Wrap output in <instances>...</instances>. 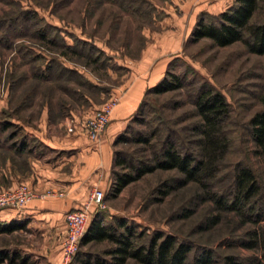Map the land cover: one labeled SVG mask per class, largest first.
Wrapping results in <instances>:
<instances>
[{
  "label": "rangeland",
  "instance_id": "374dc122",
  "mask_svg": "<svg viewBox=\"0 0 264 264\" xmlns=\"http://www.w3.org/2000/svg\"><path fill=\"white\" fill-rule=\"evenodd\" d=\"M144 1L159 8L168 0H0V120L29 123L37 117L44 99L57 102L53 115L57 117L59 104L64 102L72 109L81 106L79 110H84L89 104L96 110L113 100L112 93L124 82L129 63L152 41V32L159 31L152 20L142 21L131 14V9L147 10ZM162 16L153 9L152 17L157 20ZM41 32L52 42L40 39ZM63 46L74 48L81 56L69 52L59 55ZM48 66L51 70L47 72ZM35 70H43L49 79H35ZM166 72L177 76L181 86L157 95H145V91L140 103L145 100L146 105L140 112L139 104L123 131L128 141L118 144L116 151L127 159L149 156L152 140L148 145L132 140L159 130L177 137L181 148L198 152L194 143L197 135L190 131L197 121L192 100L196 91L209 88L224 97L229 109L225 131L230 148L213 188L229 192L235 163L251 166L264 187V158L254 152L248 126L249 119L264 110V55L248 53L239 42L216 47L204 38L192 41L188 35L180 50L170 56L163 76ZM60 116L69 121L64 112ZM22 132L14 123L0 131V163L5 147L18 140ZM179 177L172 170L145 174L123 187L117 196L106 195L105 207L98 215L107 224L124 219L138 242L157 234L187 242L191 246L188 262L204 249L212 253V264H222L225 255L243 260L259 252L238 244L251 224L241 223L233 213L221 214L216 226L203 229L204 220L217 213L210 202L198 200L201 191L196 185L187 183L161 197L162 184H173ZM184 212L191 214L183 217ZM7 239L0 237V247L7 249ZM109 247L108 242L88 243L79 247V257L102 255ZM74 259L69 264H77ZM127 264L135 263L130 260Z\"/></svg>",
  "mask_w": 264,
  "mask_h": 264
},
{
  "label": "trees",
  "instance_id": "16d2710c",
  "mask_svg": "<svg viewBox=\"0 0 264 264\" xmlns=\"http://www.w3.org/2000/svg\"><path fill=\"white\" fill-rule=\"evenodd\" d=\"M144 4L147 10L131 9V14L148 22L152 20L154 7L148 1H144ZM46 37L44 32L39 33L40 39ZM202 38L209 40L216 47L239 42L248 53L264 55V0H233L230 7L217 15L200 13L189 39L197 41ZM46 41L52 42L47 38ZM62 48L63 50L59 52L61 56H66L67 52L81 56L74 48L68 46ZM50 70L49 66L45 69L47 72ZM68 72L76 75L73 71ZM32 76L35 79H49L43 70H35ZM180 86V79L166 72L155 85L146 90L145 95L173 91ZM61 91L66 93L63 89ZM73 93L80 97L78 91ZM261 100L264 106V97ZM145 105L146 101L143 100L139 106L140 112ZM192 106L197 121L190 126V131L197 135L194 143L198 152L194 154L191 150L181 148L177 137L171 136L169 132L164 134L163 131L155 130L148 135H137L132 140L136 144L148 145L152 140L149 156L127 159L128 156L115 151L112 183L108 195L116 196L123 187L145 174L157 170L175 171L180 177L170 185L164 182L159 194L165 197L187 183L196 185L201 191L198 200L202 203L210 202L217 213L204 220L203 229L216 226L223 213H233L241 223L251 224V228L244 232V240L238 244L245 249L259 252L243 260L237 259L235 255H225L222 257V264H264V187L258 176L248 164L235 163L231 169L229 192L217 191L212 184L230 148L229 137L225 131V124L229 118L228 104L219 92L202 87L196 91ZM10 126V121L0 120V131ZM248 126L254 152L264 158V110L255 113L249 119ZM127 141L125 134L122 133L116 137L114 143ZM190 214L191 212H184L183 217ZM15 227L13 222L0 223V234L9 233ZM136 239L132 226L124 219L117 218L113 224H107L103 223L99 215H95L78 243L74 260L77 264H127L130 260L135 264H212V253L206 249L195 253L188 262L190 244L177 241L172 235L157 234L146 242H138ZM92 242H108L110 247L105 249L102 255L86 254L79 257V247ZM15 255L5 247H0V263L4 260L13 263ZM105 256L108 259H105Z\"/></svg>",
  "mask_w": 264,
  "mask_h": 264
},
{
  "label": "crops",
  "instance_id": "0c3cea01",
  "mask_svg": "<svg viewBox=\"0 0 264 264\" xmlns=\"http://www.w3.org/2000/svg\"><path fill=\"white\" fill-rule=\"evenodd\" d=\"M232 4L233 0H168L158 8L153 3L163 14L161 19L152 17L159 31L152 32V41L138 59L129 63L124 82L112 93L116 103L97 140L90 141L83 130L84 120L97 110L89 104L84 110H79L81 106L72 109L66 102L59 104L57 117L53 116L57 102L44 99L33 121H11L23 132L5 147V158L0 163V190L24 184L34 194L21 210L0 209V223L13 222L16 226L11 232L0 234L11 238L5 242L9 252L16 254L11 264H62L64 216L80 210L93 189L102 192L104 204L112 183L118 145L114 141L137 112L145 91L163 76L170 56L180 50L198 15H217ZM62 112L68 122L60 116ZM99 211L91 206L89 221Z\"/></svg>",
  "mask_w": 264,
  "mask_h": 264
},
{
  "label": "built area",
  "instance_id": "2783aa9c",
  "mask_svg": "<svg viewBox=\"0 0 264 264\" xmlns=\"http://www.w3.org/2000/svg\"><path fill=\"white\" fill-rule=\"evenodd\" d=\"M116 98L106 102L83 122V130L90 141H95L104 132ZM33 192L24 184L0 190V209H23L33 198ZM103 194L98 189L90 191L80 210L67 212L64 216L66 229L61 242L62 264H69L77 252L78 243L84 234L89 221V210L94 206L98 210L104 208Z\"/></svg>",
  "mask_w": 264,
  "mask_h": 264
}]
</instances>
